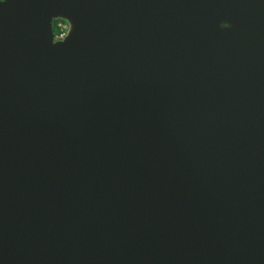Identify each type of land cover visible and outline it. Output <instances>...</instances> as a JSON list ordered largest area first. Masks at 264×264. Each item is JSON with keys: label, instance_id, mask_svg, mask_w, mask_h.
I'll return each instance as SVG.
<instances>
[{"label": "water", "instance_id": "water-1", "mask_svg": "<svg viewBox=\"0 0 264 264\" xmlns=\"http://www.w3.org/2000/svg\"><path fill=\"white\" fill-rule=\"evenodd\" d=\"M0 264H264V0L0 4Z\"/></svg>", "mask_w": 264, "mask_h": 264}, {"label": "built area", "instance_id": "built-area-1", "mask_svg": "<svg viewBox=\"0 0 264 264\" xmlns=\"http://www.w3.org/2000/svg\"><path fill=\"white\" fill-rule=\"evenodd\" d=\"M70 33L68 24L62 18H56L52 21V43L65 41Z\"/></svg>", "mask_w": 264, "mask_h": 264}, {"label": "rangeland", "instance_id": "rangeland-1", "mask_svg": "<svg viewBox=\"0 0 264 264\" xmlns=\"http://www.w3.org/2000/svg\"><path fill=\"white\" fill-rule=\"evenodd\" d=\"M229 16L224 15V17L219 21V23L217 24L216 28L220 31V32H224L226 30H230L233 29L235 27V25L233 24L234 22L232 21V19L229 20ZM65 20V22L68 24L70 32L74 31V22L73 20L68 17V16H64V18H62Z\"/></svg>", "mask_w": 264, "mask_h": 264}, {"label": "snow or ice", "instance_id": "snow-or-ice-1", "mask_svg": "<svg viewBox=\"0 0 264 264\" xmlns=\"http://www.w3.org/2000/svg\"><path fill=\"white\" fill-rule=\"evenodd\" d=\"M5 0H0V4H3ZM57 43H64V41H57Z\"/></svg>", "mask_w": 264, "mask_h": 264}]
</instances>
